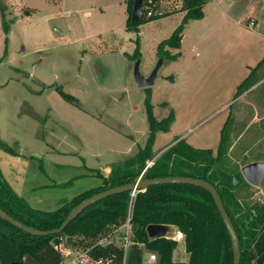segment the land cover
Returning a JSON list of instances; mask_svg holds the SVG:
<instances>
[{
    "label": "rangeland",
    "instance_id": "rangeland-1",
    "mask_svg": "<svg viewBox=\"0 0 264 264\" xmlns=\"http://www.w3.org/2000/svg\"><path fill=\"white\" fill-rule=\"evenodd\" d=\"M110 1L115 9L103 15L98 6L107 4L104 0H0L10 28L5 35L0 16V140L18 152L13 156L0 149V173L15 193L33 203L40 200L37 207L44 210L99 187L101 174L144 146L146 92L133 78L137 60L124 56L134 53L136 38L144 77L163 59L152 87V108L159 120L169 112L164 102L175 111L173 130L155 136L154 154L176 137L216 152L228 108L248 75L245 54L226 46L237 44L241 28L209 34L196 56L193 46L204 25L189 21L182 57L168 61L156 49L181 23V2L179 14L142 25L135 34L124 30L118 8L122 0L120 6ZM109 38L121 47L109 51ZM165 50L171 55L178 51ZM60 88L78 104L62 99ZM232 117L236 132L228 134L238 140L231 163L240 167L242 158L264 162V80L247 101L232 106ZM235 196L244 207L264 206V179L257 188L241 187ZM123 237L130 244L131 230H120L113 239L124 247ZM150 254L144 252L142 264H148ZM173 259H187L182 242Z\"/></svg>",
    "mask_w": 264,
    "mask_h": 264
},
{
    "label": "trees",
    "instance_id": "trees-1",
    "mask_svg": "<svg viewBox=\"0 0 264 264\" xmlns=\"http://www.w3.org/2000/svg\"><path fill=\"white\" fill-rule=\"evenodd\" d=\"M147 0H144V4ZM153 11L147 16L142 9L141 21H134L131 12L134 0H126L125 32H139L142 25L176 14L171 10L173 1L153 0ZM160 1H164L159 4ZM180 12L184 13L181 23L171 36L160 42L157 54L168 61H176L180 53L171 55L165 47L180 49L184 26L192 20H201L206 0H180ZM143 4V7H144ZM161 12V15L159 13ZM0 16L5 35L9 25L5 20L4 7L0 2ZM132 55L124 53L129 60L141 58L139 39L136 38ZM7 46V38L5 39ZM6 48L5 54L6 56ZM163 60V59H162ZM1 61V60H0ZM264 59L250 69L248 76L238 86L235 98L249 90L257 83L255 75ZM146 97L144 108L148 123V137L143 147H138L136 154L122 162L114 164L107 177L99 176L101 185L74 196L70 200H60L51 211L33 209L22 197L17 195L0 173V208L21 224L39 230L58 229L69 212L79 203L93 195L108 189L134 183L146 166L144 179L166 177H190L204 180L213 185L221 197L224 208L232 221L238 235L241 261L240 264H264V206L244 207L238 202L235 192L247 185L240 173V167L231 163L228 152L231 140L227 127L230 115L220 133L217 151L196 149L183 139H175L155 159L153 144L159 132H168L174 121L173 111L166 118L157 120L153 116L150 101V88L144 89ZM66 102L78 104V100L56 89ZM163 103L162 106H166ZM0 149L7 154L18 156V152L0 140ZM155 159V160H154ZM246 160L243 165L246 166ZM249 185V184H248ZM129 193H121L103 199L86 208L76 219L71 221L62 233L48 236L29 235L0 218V264H60V253L54 248L53 240L58 239L70 250L85 253L88 264H142L144 252L157 256L156 264H233V252L230 237L220 217L211 195L202 188L184 184H163L139 191L131 210L130 228L132 239L126 251L123 243L117 244L113 239L118 229L126 223ZM150 225H163L175 228L183 235L185 261H176L173 254L179 242L166 235L158 239H149L146 228ZM72 240V245L66 239ZM103 239L112 242L99 245ZM122 242V241H121Z\"/></svg>",
    "mask_w": 264,
    "mask_h": 264
},
{
    "label": "crops",
    "instance_id": "crops-1",
    "mask_svg": "<svg viewBox=\"0 0 264 264\" xmlns=\"http://www.w3.org/2000/svg\"><path fill=\"white\" fill-rule=\"evenodd\" d=\"M104 1H106L107 4H103L101 6H98L99 11H101L103 13V15H105L106 12H108L109 10L115 9V2L114 1H110V2H108V0H104ZM125 1L126 0H122L123 7H121V8L118 7L120 9L119 15H121V21H123V23H124V30H125V21H126V17H127ZM118 2H119V6H120V0H117V3ZM203 13H204V16L201 20H192V21L201 22L204 25V28H202L199 31L200 35L196 36L197 42L193 46V51H194L193 53H195L196 56H199L200 46L204 43V41L206 39H209L208 38V37H210L209 34L216 33L217 31H221V30L225 31V29H228V28L230 29V31L234 30V29L236 30V28L233 26H237V27L241 28V31L240 32L237 31V32H238V36H240V40H241V37H243V41L239 40L237 42V44H235V45H233V43L226 42V46H229L232 44L231 46L227 47V50L234 49L237 47L238 50L242 51V53L245 54V57H246L245 59L247 61L246 63H247L248 74H249L250 69L254 68L259 62H261L264 59V26H263L264 25V0H206L205 5L203 7ZM176 14H179V13H176ZM181 14H182V18H183L184 13H181ZM162 19H159V20L154 21V22H159ZM109 32H110V34L115 36V34L112 30H109ZM183 37H184V33H183V36H182L181 41H180V49H181ZM108 41H109V46H108L109 51L112 50L111 49L112 47L113 48L117 47V49H119L121 47L120 43H118V45L116 44V40L114 38H109ZM180 49L177 51V53L178 52L180 53V56L177 60H179L182 57V53L180 52ZM250 63H253V64H250ZM263 71H264V64H262V66L260 68H258V70L255 73V75H257L259 77L257 80V83L254 84L249 90H247L243 94H241L239 97L235 98V95H234V98H233V100H232V102L228 108V115H230V124H231L230 128H229V125L227 127L228 132H230V131L236 132L235 121H233L234 119L232 117V106L234 104L240 102V101H247L248 95H250L251 93L256 91L257 88H259V86H261V83L264 80V72ZM169 77L172 78V76H169ZM169 77H168V79H170ZM170 80H172L173 84L175 83L174 78L170 79ZM174 86H175V84H174ZM152 95H153V89L151 88V97H152ZM164 103H166L167 107H169V111L172 110L173 113L175 114V111L171 107V104H169L168 102H164ZM153 114L155 115L156 118H158V120L160 119L156 115L154 108H153ZM168 114H169V112H168ZM164 118H162V119H164ZM174 123H175V117H174V122L171 124L168 132L173 130ZM159 133H164V132H159ZM157 134H156V136H157ZM229 138H230V136H229ZM155 139H156V137H155ZM175 139H182V138L181 137L174 138L171 141V143L166 146V148L168 146H170ZM234 139H236V140L234 141ZM183 140L186 142L185 139H183ZM230 140H231V147H230L229 152H228V157L232 160V158L230 157V152L234 148L236 141L238 140V137H233V139L230 138ZM187 144H189V143H187ZM189 145L192 146L191 144H189ZM166 148H164L163 150H165ZM196 149H201V148H196ZM162 151L155 154L156 158L159 156V154ZM244 161H245V159L242 158L243 163H244ZM120 162H122V161H120ZM254 162H261V161L260 160H254L251 162H246L247 163L246 165H248L250 163H254ZM243 163L240 164L241 168L244 166ZM112 166H111V168H112ZM111 168L106 170L104 172V174H101V175L103 177H107L111 171ZM241 168H240V170H241ZM20 197H22L33 209L42 210V211H51V210L55 209L54 208V209H50V210H44L43 208L37 207V205L39 203H41L40 200H38L37 203H33L29 199L24 198L23 196H20ZM176 232H177L176 229L171 227V228H169V232L167 235L173 236Z\"/></svg>",
    "mask_w": 264,
    "mask_h": 264
},
{
    "label": "water",
    "instance_id": "water-1",
    "mask_svg": "<svg viewBox=\"0 0 264 264\" xmlns=\"http://www.w3.org/2000/svg\"><path fill=\"white\" fill-rule=\"evenodd\" d=\"M144 0H134L131 18L134 21H141L143 12H142V5ZM163 65V60L160 59L154 69L151 71L148 77H144L139 70L140 61L137 60L134 64L133 68V78L136 83V86L140 90L152 88L154 82L157 78V73L159 69ZM240 173L243 179L252 187H259L261 180L264 178V162H254L250 163L246 166H243L240 170ZM163 184H184V185H191L195 187H199L207 191L213 201L214 204L220 214V217L227 229L228 235L231 241V247L233 252V264H240L241 261V250H240V243L238 239V235L235 231V228L232 224L231 219L229 218L224 205L222 203L221 197L218 194L217 189L211 185L210 183L204 180H197L192 179L190 177H166V178H158V179H144L143 176L141 179H137L134 183L122 185L118 187H114L108 189L106 191L97 193L92 197L85 199L78 205H76L67 215L62 225L53 231H39L30 227H27L20 222L14 220L8 214H6L0 208V218L9 223L10 225L14 226L15 228L29 234L32 236H48V235H58L63 232V230L67 227V225L76 219L86 208L89 206L111 197L113 195L121 194V193H131L133 191H144L148 187L155 186V185H163ZM169 232V228L163 225H150L146 228V233L149 239H158L165 237ZM66 243L72 245V240L70 238L66 239ZM58 239L53 240V245H58Z\"/></svg>",
    "mask_w": 264,
    "mask_h": 264
},
{
    "label": "built area",
    "instance_id": "built-area-1",
    "mask_svg": "<svg viewBox=\"0 0 264 264\" xmlns=\"http://www.w3.org/2000/svg\"><path fill=\"white\" fill-rule=\"evenodd\" d=\"M173 1V5L171 10H177L180 4V0H171ZM153 0H147L146 3L144 4V7L142 5V9H144L146 11L147 16H151L154 11H153ZM164 1H160L159 4H162ZM159 15H161V12L159 13ZM252 25V24H251ZM153 164V161L147 162L145 168L143 169V171L141 172L140 176L138 177V180L141 179V177L144 175L145 171L147 170L148 167H150ZM137 191H133L131 193H129V201H128V210H127V219H126V223L121 226L118 231L120 230H126V232L128 233V231L131 230L130 228V220H131V210H132V206L133 203L135 201L136 195H137ZM172 239L177 241V242H182L183 241V235L180 232H176L173 236ZM122 241L124 242V250L126 251L127 249V244H129V239L127 237H123ZM112 240L111 239H103L99 242V245H105L108 243H111ZM54 248L60 253L62 261L60 264H88L85 260V253H77L74 252L72 250H70L68 247H66L64 244H58V245H54ZM73 257V260H70V262H67L70 258ZM157 261V256L155 254H150L148 256V259L146 260V262L148 264H152L154 262ZM93 264H101L99 263H93Z\"/></svg>",
    "mask_w": 264,
    "mask_h": 264
}]
</instances>
